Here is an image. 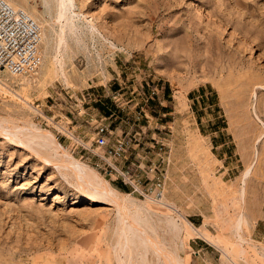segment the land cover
<instances>
[{"label":"rangeland","instance_id":"1","mask_svg":"<svg viewBox=\"0 0 264 264\" xmlns=\"http://www.w3.org/2000/svg\"><path fill=\"white\" fill-rule=\"evenodd\" d=\"M22 1L43 14L49 35L32 84L0 72V121L50 133L59 150L46 163L42 149L0 135V264H114L116 207L80 190L62 166L68 157L121 193L132 214L177 217L184 264H220L222 247L234 254L231 229L246 210L237 264H264L254 258L264 249V0H74L79 19L65 27L61 55L55 0ZM139 111L145 163L168 157L164 205L129 195L82 148L97 123L113 138Z\"/></svg>","mask_w":264,"mask_h":264},{"label":"bare ground","instance_id":"2","mask_svg":"<svg viewBox=\"0 0 264 264\" xmlns=\"http://www.w3.org/2000/svg\"><path fill=\"white\" fill-rule=\"evenodd\" d=\"M5 1L10 6L23 10L35 22H38V26L40 24L41 46L39 45V50L42 46L45 47L44 44L47 41L49 34L47 33L46 26H44V23H47V20H44L43 14H40L36 8L30 7L28 3H25L22 0ZM22 2H24V4H22ZM55 2L57 5V13L56 16H54L55 18L52 20L53 23H57L58 26H60L58 34L55 35L58 36L56 52L60 54L63 46V48H67V46H65L67 43L65 44L66 34L64 29L67 27L70 31H72L75 27H77L74 22L77 20L76 18L79 14L75 13L74 0H55ZM83 17L85 19L83 21H87L88 23L90 22L89 18L85 16ZM64 51L65 50H62V52ZM59 57L62 58V56ZM55 61H57V65L59 64L60 67L62 66V59H56ZM32 77L33 75L22 77V80L20 79L21 84L26 86L32 84ZM2 83L3 80L0 78V86L3 85ZM25 128L13 127L8 129L3 127L2 122L0 121L1 136L5 137L9 141H13L16 144H20L23 147L31 149L36 153L37 149H42L46 152V154L41 159L46 163H51V159L57 154V149L59 150V147L53 141L52 135L50 133L42 134L39 130L30 131ZM61 165L62 163L59 167H61ZM62 166L70 169L77 185L80 187L82 192L84 191L87 194H85L86 196H89L93 200L96 199L98 201H104L115 205L117 212L116 227L111 237L113 238V244L110 243L112 245L114 264H184V261L179 257L177 251L178 243L182 240L181 232L183 230V226L179 223L177 217L172 214H159L157 219L155 218L156 220L152 221L150 218L146 217L145 214L140 215L137 213L138 210L132 214L121 201V193L113 189L103 178H101L88 166L71 157H68V161L64 162ZM251 172L252 166L249 163V166L244 170V172H242L238 181L236 193L240 201H244L245 199L247 190L246 180L250 178L249 176H251ZM245 211L242 210L239 213L231 229V237L235 247L234 254L222 247V259L220 264H237L236 257H241L246 254L244 246L247 242L245 241L246 239H244V231L247 229L248 220L246 219ZM181 242H183V240ZM254 258L264 263V249L257 250ZM105 263L107 264L109 262L107 261Z\"/></svg>","mask_w":264,"mask_h":264},{"label":"built area","instance_id":"3","mask_svg":"<svg viewBox=\"0 0 264 264\" xmlns=\"http://www.w3.org/2000/svg\"><path fill=\"white\" fill-rule=\"evenodd\" d=\"M39 45L38 24L23 10L0 0V71L11 77L34 75L40 65ZM142 118L139 111L132 122H125L127 129L113 138L108 126L99 122L90 144L82 148L96 159L95 166L102 174L115 177L129 190V195L163 205L167 181L164 166L168 165V157L161 158L157 153V162L145 163L147 155L141 154L145 146L141 141Z\"/></svg>","mask_w":264,"mask_h":264}]
</instances>
